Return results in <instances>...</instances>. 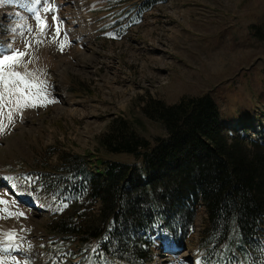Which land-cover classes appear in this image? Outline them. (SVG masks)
<instances>
[{
	"label": "rangeland",
	"instance_id": "rangeland-1",
	"mask_svg": "<svg viewBox=\"0 0 264 264\" xmlns=\"http://www.w3.org/2000/svg\"><path fill=\"white\" fill-rule=\"evenodd\" d=\"M15 1L0 0V18L6 17L7 24L3 28L16 29L15 34L4 31L5 46L12 42L11 48L23 51L25 42L31 43L22 57L30 61L26 64L29 79L46 81L48 96L55 102L25 108L23 119L15 114L14 126L0 134V196L8 202L7 209L26 214V218H0V232L15 230L19 245L16 251L0 253L7 264H12L11 256L19 264L117 263L88 258L78 244L69 245L48 232L52 218L66 202L58 194H47L41 185L48 171L60 168L63 156L99 153L133 163L129 156L104 152L100 138L118 118L130 121L150 141L165 136L164 128L142 113L150 98L174 105L187 96L210 94L224 121L233 126L240 122L249 139L264 141V0H163L154 4L145 22L137 7L148 0H97L95 11L87 16L91 23L107 26L80 46L70 40L62 20H58L60 35L53 39L56 12L44 16L51 27L41 36L30 6ZM29 27L32 33L27 32ZM85 46L91 52L84 51ZM18 70L25 72V64ZM58 73L74 105L57 94ZM5 177L14 178L20 186L19 197ZM25 177L32 178L31 187ZM206 223L203 208L197 215L196 232L182 248L174 235L158 227L154 259L147 264H264V247L249 259L232 251L200 250ZM262 241L264 246V236Z\"/></svg>",
	"mask_w": 264,
	"mask_h": 264
},
{
	"label": "trees",
	"instance_id": "trees-1",
	"mask_svg": "<svg viewBox=\"0 0 264 264\" xmlns=\"http://www.w3.org/2000/svg\"><path fill=\"white\" fill-rule=\"evenodd\" d=\"M163 0H150L144 9ZM143 115L165 136L143 138L124 118L100 138L109 155L63 156L42 187L68 205L47 230L97 261L147 264L156 229L182 246L196 232L200 209L207 223L200 250L236 252L249 259L263 249L264 141L248 138L244 124L229 125L210 94L187 96L174 105L150 98ZM66 199H69L66 201ZM61 203V202H60ZM97 206H99L98 209Z\"/></svg>",
	"mask_w": 264,
	"mask_h": 264
},
{
	"label": "snow or ice",
	"instance_id": "snow-or-ice-1",
	"mask_svg": "<svg viewBox=\"0 0 264 264\" xmlns=\"http://www.w3.org/2000/svg\"><path fill=\"white\" fill-rule=\"evenodd\" d=\"M33 5L34 6L30 7L29 10L34 14L41 36L46 35L51 26L48 25L44 16L49 12H57L58 6L53 8L51 6V0H33ZM35 6L40 7L37 8ZM52 20L56 24L55 35L53 36L55 40L60 35L57 15L54 14ZM8 31L13 34L16 33V29H9ZM32 31L33 29L31 27L27 29L28 33H32ZM64 39L67 40L66 34ZM36 42L41 43L42 40L37 39ZM11 43L12 42H9L7 46L0 45V134H4L9 125L14 126L15 114L19 113L21 119H23V110L25 108L47 107L48 104L55 102L48 96L46 81L29 79L30 73L27 71L26 64L30 61L25 62L22 60V57L31 49V43L26 41L23 51L11 48ZM64 47L65 44L61 42V52H63ZM21 63L25 64L26 70L23 73L18 70ZM5 119L7 123H5ZM5 179L11 181L10 187L13 193L20 194V186L16 183L15 179L12 177H5ZM31 180V177H25L28 187H31ZM3 195L7 196L8 194L4 193ZM13 202L18 203V201ZM7 203L8 202L3 197H0V206H4ZM67 206V204H64L63 208ZM59 210L62 211L63 209ZM0 213H3V215H0V218H12L15 216L26 218L25 213L12 212L5 207H0ZM0 237H2V239H0V253L18 250L19 245L16 243L17 236L15 230H9L8 233L0 232ZM9 258L12 260V264H19L15 256ZM0 264H7V261L0 258ZM24 264H27V261H25ZM195 264H199V261H196Z\"/></svg>",
	"mask_w": 264,
	"mask_h": 264
},
{
	"label": "bare ground",
	"instance_id": "bare-ground-1",
	"mask_svg": "<svg viewBox=\"0 0 264 264\" xmlns=\"http://www.w3.org/2000/svg\"><path fill=\"white\" fill-rule=\"evenodd\" d=\"M63 3H64V7L62 9L61 16H62V20H63L65 26L74 27L75 29H77L76 30L78 32L77 35L79 37L81 36L84 42H86V43L91 42V40L93 38V32H94L95 29H94V27H92V28L90 27L91 26L90 23H88V24H83L82 23V21L79 18V15H78L79 10L77 9V7L75 5V0H63ZM79 21H80V23H79ZM70 33H71L70 36L74 38L75 37V33H73V32H70ZM121 41H123V40H121ZM121 41H119V42H121ZM84 48H85L84 51H86V52L90 51L91 52L89 47L85 46ZM58 75L60 76L61 80H59L57 85H56L57 92H59V93L61 92L60 95L61 96L63 95L65 100L67 99L69 101V103L73 104L68 99L66 93L63 91L64 90V86L62 85V81L64 80L63 75H60V73H58ZM24 119H27V115L24 116ZM8 187L10 188L9 185H8ZM19 195L20 194H17L18 197H19ZM0 207H5L6 208V205L0 206Z\"/></svg>",
	"mask_w": 264,
	"mask_h": 264
},
{
	"label": "water",
	"instance_id": "water-1",
	"mask_svg": "<svg viewBox=\"0 0 264 264\" xmlns=\"http://www.w3.org/2000/svg\"><path fill=\"white\" fill-rule=\"evenodd\" d=\"M183 250H185V249H183Z\"/></svg>",
	"mask_w": 264,
	"mask_h": 264
}]
</instances>
